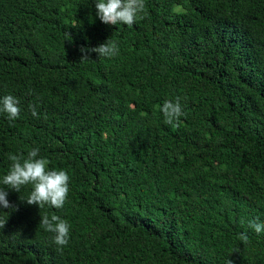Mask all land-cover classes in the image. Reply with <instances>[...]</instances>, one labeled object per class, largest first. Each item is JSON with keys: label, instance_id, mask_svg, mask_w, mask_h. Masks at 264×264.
<instances>
[{"label": "trees", "instance_id": "1", "mask_svg": "<svg viewBox=\"0 0 264 264\" xmlns=\"http://www.w3.org/2000/svg\"><path fill=\"white\" fill-rule=\"evenodd\" d=\"M145 3L128 27L94 0H0V98L21 109L0 113V178L32 148L70 177L62 209L7 189L0 264H264V0ZM107 39L118 55L80 60ZM43 214L68 221L62 250Z\"/></svg>", "mask_w": 264, "mask_h": 264}, {"label": "clouds", "instance_id": "2", "mask_svg": "<svg viewBox=\"0 0 264 264\" xmlns=\"http://www.w3.org/2000/svg\"><path fill=\"white\" fill-rule=\"evenodd\" d=\"M96 15L99 19L110 25L124 24L128 27L133 26L139 19L147 15L145 0H94ZM83 55L80 60L90 58V53L95 52L99 58H112L119 54L117 42L107 39L105 42L93 48L81 47ZM20 101L13 95H5L0 98V113H6L7 119L13 121L20 116ZM29 109L34 118H39L36 105L30 104ZM161 112L166 124L177 126L180 117L184 115L180 97L175 100L167 99L161 106ZM39 148H32L23 154H8V160L11 162L9 169L2 178H0V209L17 210V206L10 203L7 199V189L21 193V189L31 186V191L27 198L20 196L22 201L29 205H38L43 209L45 205L62 209L70 191V177L68 173L61 169H48L49 161L44 157H39ZM39 157V158H38ZM39 227L46 232L53 233V242L58 250L67 246L70 238V225L67 220L56 214L49 216L41 215ZM7 223L6 219H0V229H3ZM240 223L245 221L241 218ZM247 227L260 234L264 232V222L259 218L247 221ZM241 241L247 245L249 237L246 232L240 234ZM229 264H232L229 261Z\"/></svg>", "mask_w": 264, "mask_h": 264}]
</instances>
